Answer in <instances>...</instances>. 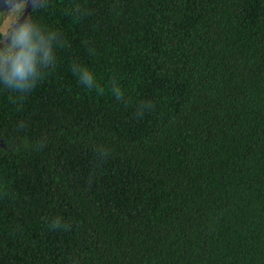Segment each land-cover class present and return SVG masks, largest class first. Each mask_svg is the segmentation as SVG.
I'll return each instance as SVG.
<instances>
[{
    "label": "trees",
    "instance_id": "trees-1",
    "mask_svg": "<svg viewBox=\"0 0 264 264\" xmlns=\"http://www.w3.org/2000/svg\"><path fill=\"white\" fill-rule=\"evenodd\" d=\"M30 15L60 43L0 84V264H264V0Z\"/></svg>",
    "mask_w": 264,
    "mask_h": 264
},
{
    "label": "clouds",
    "instance_id": "clouds-1",
    "mask_svg": "<svg viewBox=\"0 0 264 264\" xmlns=\"http://www.w3.org/2000/svg\"><path fill=\"white\" fill-rule=\"evenodd\" d=\"M7 12H0V84L20 94L36 87L44 73L54 67L59 33L47 29L31 15H25L29 0H9ZM80 81L91 87L94 77L79 65L73 66ZM55 219L51 228L60 227Z\"/></svg>",
    "mask_w": 264,
    "mask_h": 264
},
{
    "label": "rangeland",
    "instance_id": "rangeland-1",
    "mask_svg": "<svg viewBox=\"0 0 264 264\" xmlns=\"http://www.w3.org/2000/svg\"><path fill=\"white\" fill-rule=\"evenodd\" d=\"M40 0H29V5L25 11V15H30V10L38 4ZM9 5V0H0V12H7Z\"/></svg>",
    "mask_w": 264,
    "mask_h": 264
}]
</instances>
